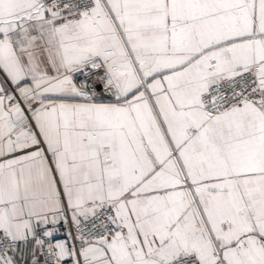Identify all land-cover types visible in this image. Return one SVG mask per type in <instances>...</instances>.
I'll list each match as a JSON object with an SVG mask.
<instances>
[{
  "label": "snow or ice",
  "instance_id": "snow-or-ice-1",
  "mask_svg": "<svg viewBox=\"0 0 264 264\" xmlns=\"http://www.w3.org/2000/svg\"><path fill=\"white\" fill-rule=\"evenodd\" d=\"M0 264H264V0H0Z\"/></svg>",
  "mask_w": 264,
  "mask_h": 264
}]
</instances>
